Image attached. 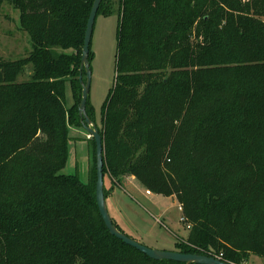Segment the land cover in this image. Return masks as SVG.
Wrapping results in <instances>:
<instances>
[{
  "label": "trees",
  "instance_id": "trees-1",
  "mask_svg": "<svg viewBox=\"0 0 264 264\" xmlns=\"http://www.w3.org/2000/svg\"><path fill=\"white\" fill-rule=\"evenodd\" d=\"M94 1L0 0V18L4 3L18 10L33 47L19 60L0 57V264H183L111 235L96 200L93 138L90 184L63 173L70 129L83 128L80 66ZM116 10L104 178L135 176L175 196L190 225L180 253L232 264L264 257V0H103L97 16ZM87 114L96 122L89 98Z\"/></svg>",
  "mask_w": 264,
  "mask_h": 264
},
{
  "label": "rangeland",
  "instance_id": "rangeland-1",
  "mask_svg": "<svg viewBox=\"0 0 264 264\" xmlns=\"http://www.w3.org/2000/svg\"><path fill=\"white\" fill-rule=\"evenodd\" d=\"M111 5L114 6V3ZM1 13L0 57L15 61L28 56L33 50L32 41L29 33L19 29L20 12L4 3ZM118 32L117 10L109 15L101 13L97 16L91 44L92 79L89 99L99 130L102 128L103 106L114 86ZM27 79V75L19 78L20 81ZM65 100L67 107L73 104L69 84L66 86ZM70 138L69 160L63 173L77 174L81 182L90 184L95 167L92 137L84 128L72 127ZM104 181L108 212L126 235L154 250L178 252L176 243L187 239L190 225L181 220L184 216L175 196L157 195L144 188L135 176H125L117 181L106 174ZM131 187L149 197L140 195ZM147 191L151 192L150 195ZM241 264H264V257L249 253L246 261Z\"/></svg>",
  "mask_w": 264,
  "mask_h": 264
},
{
  "label": "water",
  "instance_id": "water-1",
  "mask_svg": "<svg viewBox=\"0 0 264 264\" xmlns=\"http://www.w3.org/2000/svg\"><path fill=\"white\" fill-rule=\"evenodd\" d=\"M102 1L103 0L94 1L85 32L84 46L82 50V59L80 66V82L82 84V99L79 105V115L81 118V122L83 124V128L95 140L96 143V171H97L96 200L103 221L106 227L108 228L109 232L111 233V235L123 241L125 244L137 249L138 251L147 255L151 259L157 261L167 260V261H173L183 264H232L214 256H207L200 254H184L176 251H171V252L159 251L148 248L138 243L134 239L130 238L123 232H121L114 224L113 219L111 218L108 212L105 192H104L105 150H104L103 136L101 135L100 130L97 127L96 123L93 122L87 114V102L89 98L91 79H92V71H91L89 56H90L95 21ZM84 70L86 71L85 81L83 80Z\"/></svg>",
  "mask_w": 264,
  "mask_h": 264
},
{
  "label": "crops",
  "instance_id": "crops-1",
  "mask_svg": "<svg viewBox=\"0 0 264 264\" xmlns=\"http://www.w3.org/2000/svg\"><path fill=\"white\" fill-rule=\"evenodd\" d=\"M19 26H20V16H19ZM29 74H30V72H27V76H29ZM130 189L134 190L135 188L131 187ZM135 191H137L142 196L149 197V196H146V194L144 192L138 190L137 188L135 189ZM153 195H155V194H153ZM153 195H151V196H153Z\"/></svg>",
  "mask_w": 264,
  "mask_h": 264
},
{
  "label": "built area",
  "instance_id": "built-area-1",
  "mask_svg": "<svg viewBox=\"0 0 264 264\" xmlns=\"http://www.w3.org/2000/svg\"><path fill=\"white\" fill-rule=\"evenodd\" d=\"M90 138H91V136H90ZM150 193H151L150 191H147L148 195H150ZM179 210L182 211V206L181 205H179ZM181 220L184 221V218H181ZM215 257H217L219 259H222V256H215Z\"/></svg>",
  "mask_w": 264,
  "mask_h": 264
}]
</instances>
